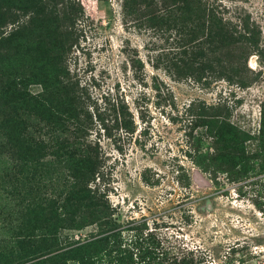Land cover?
<instances>
[{
	"label": "rangeland",
	"instance_id": "1",
	"mask_svg": "<svg viewBox=\"0 0 264 264\" xmlns=\"http://www.w3.org/2000/svg\"><path fill=\"white\" fill-rule=\"evenodd\" d=\"M28 1L41 4L42 25L30 31L34 43L4 54L9 67L61 46L68 77L78 81L79 117L106 96L131 116L132 133L103 132L93 116L80 138L101 162L89 186L103 195L106 226L123 238L131 226L151 231L168 261L264 264V0ZM2 24L5 35L11 25ZM1 132L2 250L51 230L31 218L60 216L69 177L52 151L32 177L19 174V155ZM54 225L59 240L97 229Z\"/></svg>",
	"mask_w": 264,
	"mask_h": 264
},
{
	"label": "trees",
	"instance_id": "2",
	"mask_svg": "<svg viewBox=\"0 0 264 264\" xmlns=\"http://www.w3.org/2000/svg\"><path fill=\"white\" fill-rule=\"evenodd\" d=\"M37 5L25 0L15 10L9 6L0 7V24L11 25L5 35L0 34L1 135L5 140L3 145L19 155L18 173L26 172L28 174L24 175L28 178L34 168L45 166L41 163L47 151L56 152V157L64 159L65 174L69 177L68 192L61 200L60 216L45 217L42 213H33L32 225H48L51 230L23 240L16 238L13 246L0 249V264H195L190 258L168 261L166 252L157 250L159 240L149 230L142 234L138 226L124 228L133 234L123 238L118 229L106 226L108 210L103 195L96 186H89L95 174H99L101 162L95 153L90 156L92 149L80 138L92 125L93 116L97 117L103 132L121 128L132 133L131 116L124 103L106 96L101 107L90 112L84 110L80 118L78 110L82 106L80 96L75 93L78 81L68 77L66 50L61 46L48 49L47 56L38 60L26 54L24 62L14 61L13 68L12 64L9 67L10 62L4 61L8 50H21L24 44L28 46L35 42L30 31L38 23L36 27L42 25L39 18L42 8L41 4ZM44 44L43 39L42 46ZM22 50L26 51V48ZM31 85L38 87L36 91L29 89ZM104 120L111 124H105ZM106 135L109 137L110 134ZM69 136L74 139L69 140ZM82 152L84 157L80 155ZM60 162L55 161L56 164ZM52 183L46 184L53 187ZM54 224L59 229H81L95 224L97 229L77 240H59Z\"/></svg>",
	"mask_w": 264,
	"mask_h": 264
},
{
	"label": "water",
	"instance_id": "3",
	"mask_svg": "<svg viewBox=\"0 0 264 264\" xmlns=\"http://www.w3.org/2000/svg\"><path fill=\"white\" fill-rule=\"evenodd\" d=\"M193 178L201 185H206V181L203 180V178L200 176V174L197 171L193 172Z\"/></svg>",
	"mask_w": 264,
	"mask_h": 264
}]
</instances>
